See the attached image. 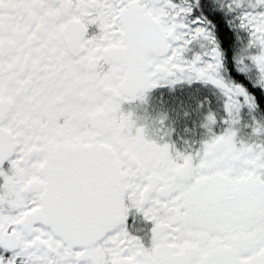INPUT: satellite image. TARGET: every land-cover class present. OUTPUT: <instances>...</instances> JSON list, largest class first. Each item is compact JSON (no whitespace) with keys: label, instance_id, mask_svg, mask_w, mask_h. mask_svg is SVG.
I'll return each mask as SVG.
<instances>
[{"label":"snow or ice","instance_id":"obj_1","mask_svg":"<svg viewBox=\"0 0 264 264\" xmlns=\"http://www.w3.org/2000/svg\"><path fill=\"white\" fill-rule=\"evenodd\" d=\"M0 264H264V0H0Z\"/></svg>","mask_w":264,"mask_h":264}]
</instances>
